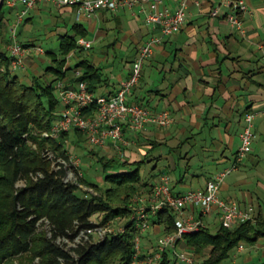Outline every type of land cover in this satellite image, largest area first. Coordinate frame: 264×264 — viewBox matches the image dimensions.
Returning a JSON list of instances; mask_svg holds the SVG:
<instances>
[{
  "label": "crops",
  "instance_id": "0c3cea01",
  "mask_svg": "<svg viewBox=\"0 0 264 264\" xmlns=\"http://www.w3.org/2000/svg\"><path fill=\"white\" fill-rule=\"evenodd\" d=\"M195 1L189 6L181 32L165 37L157 47L131 96L132 101L155 111L168 110L174 123L162 130L147 126L137 143L126 148L122 155L134 163L147 161L151 152L159 150L160 155L153 160L165 162V166L151 176L152 180L168 174L176 194L203 188L209 181L201 179L203 173L235 158L246 114L253 110L264 111V62L258 49L264 42V0H245L249 11L239 14L243 32L229 23L231 9L225 0H198L199 6ZM178 3L179 0H150L134 9L124 8L115 13L102 11L90 17H79L75 8L57 9L49 3H37L23 26H33L38 21L49 26L48 33L56 32L59 36L57 49H60L61 38L67 34L90 41L89 49H131L132 54L121 68L117 82L105 77L102 66L89 63L102 74L95 93L113 95L130 75L132 61L141 46L160 33L159 27L153 29L146 25V17L157 10L173 11ZM217 6H220V14L214 17L212 12ZM22 8L24 5L19 2L15 8H10L11 15L15 16ZM11 21L7 17L6 24ZM84 21L90 23L89 28ZM35 41L31 38L28 45H35ZM78 46L80 50L74 57L86 51L81 49H87ZM32 59L33 55L27 56L28 63L32 64L31 73H22V80L31 81V74L39 76L34 74L39 71L37 62ZM81 62L73 68L66 64V69L70 70L65 78L73 86L77 84L73 80L84 73L83 67H77ZM254 133L250 153L224 183L221 195L236 201L242 209L253 208L255 215L264 221V114L257 117ZM81 144L84 143L78 145L83 146ZM100 150L121 156L112 145ZM218 172L213 171L211 177ZM209 218L213 219L208 222L212 227L217 221L214 215ZM162 231L153 225L146 236L157 237ZM237 256L236 264H264V237L253 244H242L236 251Z\"/></svg>",
  "mask_w": 264,
  "mask_h": 264
},
{
  "label": "trees",
  "instance_id": "16d2710c",
  "mask_svg": "<svg viewBox=\"0 0 264 264\" xmlns=\"http://www.w3.org/2000/svg\"><path fill=\"white\" fill-rule=\"evenodd\" d=\"M10 14L11 9L1 4L0 45L3 26ZM78 48V35L63 36L60 49L47 52L53 65L46 72L54 80L40 84L38 76L28 85L11 72L10 56L0 46V264L133 262L137 232L130 222L132 199L137 194H149L153 183L145 181L141 173L146 160L130 163L122 155L103 156L100 149L87 147L88 155L102 165L107 188L100 189L85 174L77 183H67L68 169L63 164L54 166L47 153L52 152L55 160H69L67 141L70 139L75 145L85 143V135L75 131L63 135L59 141L42 137L57 116L59 103L54 83L66 77L70 70L65 69L67 58L77 53ZM77 67H83L84 73L73 81L86 82L95 92L102 81L101 70L84 61ZM78 190L90 193L91 198H80L76 194ZM100 214H104L103 220L94 222L93 216ZM254 218L234 229L213 232L207 228L187 235L181 248L200 261L199 264H222L242 244H253L264 237V221L256 215ZM118 219L124 221L120 227L126 228L125 233L109 236L100 243H95L93 236L79 239L84 232ZM153 225L162 228L164 234L173 233L175 215L164 210L153 219ZM71 244L74 246L70 247ZM171 262L166 254L161 264Z\"/></svg>",
  "mask_w": 264,
  "mask_h": 264
},
{
  "label": "built area",
  "instance_id": "2783aa9c",
  "mask_svg": "<svg viewBox=\"0 0 264 264\" xmlns=\"http://www.w3.org/2000/svg\"><path fill=\"white\" fill-rule=\"evenodd\" d=\"M192 1L179 0L175 10H157L146 17V25L153 29L159 27L160 33L151 36L141 46L132 62L130 75L120 83L115 94L98 95L89 89L86 82H78L73 86L66 78L56 80L54 91L62 111L59 116H56L50 130L42 133V137L59 141L63 135L78 131L85 135V145L89 149H107L109 145H112L120 155H124L125 149L135 143L147 126L153 125L161 130L170 128L174 119L168 110L155 111L143 103L132 101L131 96L133 90L140 84L145 65L163 39L180 33L185 26ZM19 2L23 3L24 8L16 13L9 27L6 47L10 56L12 73L18 70L27 71L25 57L31 52L43 53L42 48L25 46L18 39L19 27L37 3H49L57 9L75 8L79 17H90L102 11L115 13L124 8L134 9L136 6L149 3L150 0H0V4L5 3L9 8H15ZM225 3L231 9L227 18L229 23L243 32V23L239 14L249 11L248 4L245 0H225ZM195 4L200 5L198 0ZM219 14L220 6H217L212 16L216 17ZM78 45L89 50L92 43L80 38ZM258 49L264 62V42L258 46ZM74 55H70L67 62ZM76 73L78 76L81 75L80 71ZM262 114L264 111L254 110L246 114L244 127L240 133L241 144L233 166L215 175L203 188L176 194L172 190L171 177L168 174H161L151 184L149 194L134 196L130 222L137 234L134 239L135 254L132 264H161L166 254L169 255L172 264H198L193 255L182 248L180 250L179 247L185 236L212 228L207 222L208 217L215 216L218 223L217 230L234 229L245 222L255 220L253 208L242 209L236 201L223 198L221 187L226 178L238 170L250 153L255 138L256 119ZM47 156L54 161V166L63 164L68 169L65 182L77 183L84 176L81 161L71 154L68 153L69 160L61 158L55 160L52 152H48ZM56 168L59 169L60 166ZM84 189L87 190V188ZM164 210H169L175 215L176 231L157 236L155 241H150L148 248H145L142 245L144 235L153 227V219ZM125 231L124 226L116 229L111 223L88 230L79 239L88 240L89 236H93L95 243H100L109 236L116 237ZM95 236L98 238L95 239ZM142 255H144L143 258H141Z\"/></svg>",
  "mask_w": 264,
  "mask_h": 264
},
{
  "label": "rangeland",
  "instance_id": "374dc122",
  "mask_svg": "<svg viewBox=\"0 0 264 264\" xmlns=\"http://www.w3.org/2000/svg\"><path fill=\"white\" fill-rule=\"evenodd\" d=\"M10 19H12L10 24H6L5 26H3V36L1 39V48L4 50L6 49L7 45L6 43H8V39H9V27L11 26V24L13 23L15 16H12L11 14L8 16ZM84 24L86 25L87 28L90 27V23L88 21H84ZM53 30V28H51V31ZM49 30V26H46V24L42 23L41 21H38L35 23V25H26L23 26V24H21V26L18 29V39L20 41V43L24 44V45H28L29 40L31 38H35L36 41L34 42L35 45H33L34 47H40L43 50V53L41 54H37L36 52H31L29 55H33L34 61H36L37 66L38 67V71L34 74H38L40 79H39V83L40 84H46V83H50L51 81L54 80V76L47 74L46 69L53 65V63L51 61H49L47 52L50 51H58V44H59V36L58 34L55 32L54 35H51L52 32L48 33ZM130 54H132V50L131 49H123L122 51L120 50H115V49H89L84 51L83 53H80L77 55V57H74L72 59L68 60V64L70 65L71 68L75 67V65L80 62V61H86L88 63H95L98 64L99 66L103 67V73L105 75L106 78L110 79L112 82H117V76L121 70V68L125 65V63L128 61V58L130 57ZM28 56V55H27ZM27 56L25 57V61L26 64L28 66L27 71L23 72L21 70L16 71V75H18L19 77L22 75V73H31V67L32 64L30 65V62L28 63L27 60ZM132 57V56H131ZM33 73V71H32ZM24 83L31 85L34 81V75L31 74V81H28L26 78L23 79ZM141 100V99H140ZM62 108L59 106L57 109V116H59L61 114ZM74 135H71L72 140L76 141L75 137H73ZM140 137V136H139ZM138 137V138H139ZM137 143V141H136ZM135 143V144H136ZM143 142H141L142 144ZM133 144V145H135ZM83 146H79V145H75L71 143V140L69 139L67 141V146L69 149V154H71L75 159H79L81 161L82 164V170L84 172V174L86 175V177L94 184L98 185L100 189H106L107 188V183L104 180V171L102 168V165L97 163L96 160L94 158H92L91 156L88 155V150L87 147L84 144H81ZM101 155H105L106 152L100 151ZM160 155V151L159 150H155L154 152H151V154L148 156V160L142 164V169H141V173L142 176L144 178L145 181L148 180H152V175L153 174H158L160 169H162L163 166H165V162L162 161H155L153 160L155 157ZM150 159V161H149ZM152 160V161H151ZM235 161V158H231V161H229L227 164L225 165H220V166H215L214 168H211L212 170H210L209 172H205L203 173V175L201 176L202 180H210L212 179L215 175H217L218 173L224 171L225 169H230L233 166V163ZM218 170L219 172L215 175L211 174L213 171ZM108 173H113V171H108ZM107 174V173H106ZM233 174H235V171L232 172L225 180V182L227 181V179L232 176ZM154 180V179H153ZM152 180V181H153ZM224 182V183H225ZM223 183V185H224ZM22 185V184H21ZM222 185V187H223ZM222 187H221V192H222ZM77 196H79L80 198H91V194L90 193H86L83 190H78L76 192ZM104 218V214H100V215H94L92 220L94 222H101ZM213 220L212 218L210 219L209 217L207 218V222ZM124 223L123 220L118 219L117 221L112 223L113 228H120V225H122ZM45 228H47V226H44ZM218 228V223H215L212 226V231L216 232ZM147 234V233H146ZM146 234L144 235V239L142 241V245L146 246L147 245V241H152L154 242L155 239L157 237H150V236H146ZM163 233H159L157 236H161ZM98 237L95 236V239H97ZM150 239V240H149ZM150 242H148L149 244ZM74 244H71L70 247H73ZM179 249L181 250V247H179ZM236 251L237 249H235L230 257L228 259H226L222 264H236L235 261L238 259L239 256L235 257L236 255ZM237 258V259H236ZM239 263V262H238Z\"/></svg>",
  "mask_w": 264,
  "mask_h": 264
},
{
  "label": "water",
  "instance_id": "95a60500",
  "mask_svg": "<svg viewBox=\"0 0 264 264\" xmlns=\"http://www.w3.org/2000/svg\"><path fill=\"white\" fill-rule=\"evenodd\" d=\"M1 5V4H0Z\"/></svg>",
  "mask_w": 264,
  "mask_h": 264
}]
</instances>
